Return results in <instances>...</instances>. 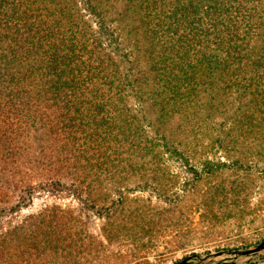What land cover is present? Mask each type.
<instances>
[{
    "label": "trees",
    "instance_id": "obj_1",
    "mask_svg": "<svg viewBox=\"0 0 264 264\" xmlns=\"http://www.w3.org/2000/svg\"><path fill=\"white\" fill-rule=\"evenodd\" d=\"M216 115L218 127L198 124ZM174 118L227 137L264 134V0H0L3 150L28 131L58 133L59 160L79 172L122 142L129 153L177 152L165 127ZM137 120L151 138L135 139L148 131ZM38 188L70 191L88 209L109 211L88 204L76 182L57 180L28 185L0 217L26 206ZM132 216V241L144 249L177 224L163 223L161 213L150 221L142 209ZM148 224L158 233L144 237Z\"/></svg>",
    "mask_w": 264,
    "mask_h": 264
},
{
    "label": "rangeland",
    "instance_id": "obj_2",
    "mask_svg": "<svg viewBox=\"0 0 264 264\" xmlns=\"http://www.w3.org/2000/svg\"><path fill=\"white\" fill-rule=\"evenodd\" d=\"M221 121L216 115L198 124L218 127ZM181 122L165 124L179 143L177 152L158 147L129 153L126 143L117 151L111 143L116 154L97 152L92 170L79 172L59 160L58 133L25 132L8 142L9 152L0 137V209L16 203L28 185L57 180L76 182L88 204L109 209L99 214L70 191L38 188L26 206L0 217V264H172L219 250L226 253L214 264H264V250L240 257L227 253L264 239V134L227 137L196 130L191 120ZM133 125L146 128L139 120ZM146 129L135 135L138 142L154 135ZM208 165L221 167L207 173ZM138 209L150 213V221L161 213L163 223L177 224L151 247L140 248L132 241L138 232L132 214ZM216 216L222 218L212 220ZM146 227L152 232L144 237L158 233L157 225Z\"/></svg>",
    "mask_w": 264,
    "mask_h": 264
},
{
    "label": "water",
    "instance_id": "obj_3",
    "mask_svg": "<svg viewBox=\"0 0 264 264\" xmlns=\"http://www.w3.org/2000/svg\"><path fill=\"white\" fill-rule=\"evenodd\" d=\"M262 250H264V239L251 247L244 249L237 248V249L229 250L227 251V253L232 254L234 257H240V256H249L258 253ZM224 253H226V251L219 250L217 252L210 253L209 255H207V257H201L199 254L193 253L183 257L182 259L172 264H214L215 262L214 258Z\"/></svg>",
    "mask_w": 264,
    "mask_h": 264
}]
</instances>
